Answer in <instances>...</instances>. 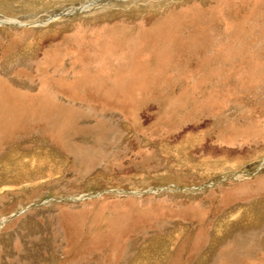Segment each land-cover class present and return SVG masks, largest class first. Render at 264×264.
I'll return each mask as SVG.
<instances>
[{
    "label": "rangeland",
    "instance_id": "rangeland-1",
    "mask_svg": "<svg viewBox=\"0 0 264 264\" xmlns=\"http://www.w3.org/2000/svg\"><path fill=\"white\" fill-rule=\"evenodd\" d=\"M0 19V264H264V0Z\"/></svg>",
    "mask_w": 264,
    "mask_h": 264
},
{
    "label": "bare ground",
    "instance_id": "bare-ground-1",
    "mask_svg": "<svg viewBox=\"0 0 264 264\" xmlns=\"http://www.w3.org/2000/svg\"><path fill=\"white\" fill-rule=\"evenodd\" d=\"M91 5V3H88L87 5H83L81 7H78V8H74V9H68L67 11H65L66 14H70L72 13L73 11H79V10H85L87 7H89ZM91 7V6H90ZM6 23H16V21L14 20H10V19H6V20H1L0 19V24H6Z\"/></svg>",
    "mask_w": 264,
    "mask_h": 264
},
{
    "label": "water",
    "instance_id": "water-1",
    "mask_svg": "<svg viewBox=\"0 0 264 264\" xmlns=\"http://www.w3.org/2000/svg\"><path fill=\"white\" fill-rule=\"evenodd\" d=\"M6 24H10L11 25V23H6ZM12 25H13V23H12Z\"/></svg>",
    "mask_w": 264,
    "mask_h": 264
}]
</instances>
